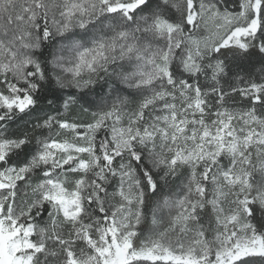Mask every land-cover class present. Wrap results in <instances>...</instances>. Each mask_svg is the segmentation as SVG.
<instances>
[{"label":"snow or ice","instance_id":"6c2138e0","mask_svg":"<svg viewBox=\"0 0 264 264\" xmlns=\"http://www.w3.org/2000/svg\"><path fill=\"white\" fill-rule=\"evenodd\" d=\"M0 264H264V0H0Z\"/></svg>","mask_w":264,"mask_h":264}]
</instances>
